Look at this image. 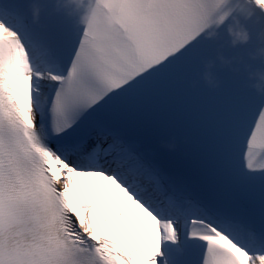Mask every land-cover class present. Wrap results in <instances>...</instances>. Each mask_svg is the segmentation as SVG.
Returning <instances> with one entry per match:
<instances>
[{
    "label": "snow or ice",
    "instance_id": "6c2138e0",
    "mask_svg": "<svg viewBox=\"0 0 264 264\" xmlns=\"http://www.w3.org/2000/svg\"><path fill=\"white\" fill-rule=\"evenodd\" d=\"M116 32L60 41L0 8V264H264V96L205 123V185L164 173L112 117L165 95L264 0H99ZM257 38L264 41V28ZM127 206V210L125 209Z\"/></svg>",
    "mask_w": 264,
    "mask_h": 264
},
{
    "label": "clouds",
    "instance_id": "9594fccd",
    "mask_svg": "<svg viewBox=\"0 0 264 264\" xmlns=\"http://www.w3.org/2000/svg\"><path fill=\"white\" fill-rule=\"evenodd\" d=\"M99 0H53L52 11L56 14L63 15L66 19L74 23L76 27L87 30L90 36L99 39L102 35L119 30L120 24L117 18L111 13L101 15L98 11ZM28 8L31 12L32 22L40 23V15L43 10L40 0H29ZM223 28L229 36L231 47L235 48L241 45H247L252 40V34L246 27L245 23L233 16L227 22H221ZM219 36L216 27H209L205 32L207 40H215ZM248 58L252 61H260L264 64V41L257 38V44L253 51L248 53ZM222 67H229L233 71L239 72V67L233 65L243 64L247 72L248 86L256 91L259 96H264V68L252 69V66L245 63L242 57L225 58L222 54L216 57ZM215 60H207L204 63V72L202 78L210 88L219 86V81L214 77L211 69L215 66ZM162 147L169 151L176 148L175 138L170 143H162Z\"/></svg>",
    "mask_w": 264,
    "mask_h": 264
},
{
    "label": "bare ground",
    "instance_id": "6f19581e",
    "mask_svg": "<svg viewBox=\"0 0 264 264\" xmlns=\"http://www.w3.org/2000/svg\"><path fill=\"white\" fill-rule=\"evenodd\" d=\"M125 209L127 210V207H126V205H125Z\"/></svg>",
    "mask_w": 264,
    "mask_h": 264
}]
</instances>
